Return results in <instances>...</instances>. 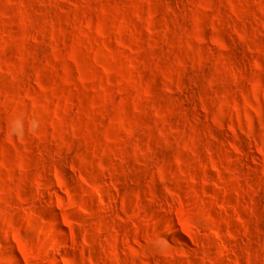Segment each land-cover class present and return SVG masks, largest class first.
I'll return each mask as SVG.
<instances>
[{
	"label": "rangeland",
	"instance_id": "1",
	"mask_svg": "<svg viewBox=\"0 0 264 264\" xmlns=\"http://www.w3.org/2000/svg\"><path fill=\"white\" fill-rule=\"evenodd\" d=\"M0 264H264V0H0Z\"/></svg>",
	"mask_w": 264,
	"mask_h": 264
},
{
	"label": "bare ground",
	"instance_id": "2",
	"mask_svg": "<svg viewBox=\"0 0 264 264\" xmlns=\"http://www.w3.org/2000/svg\"><path fill=\"white\" fill-rule=\"evenodd\" d=\"M55 197V199L59 202L61 201V199L59 198V196H57L56 194L53 195Z\"/></svg>",
	"mask_w": 264,
	"mask_h": 264
}]
</instances>
